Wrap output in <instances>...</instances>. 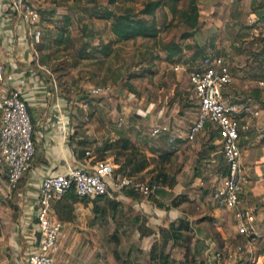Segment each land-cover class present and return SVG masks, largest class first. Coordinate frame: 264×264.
<instances>
[{"label": "crops", "instance_id": "crops-1", "mask_svg": "<svg viewBox=\"0 0 264 264\" xmlns=\"http://www.w3.org/2000/svg\"><path fill=\"white\" fill-rule=\"evenodd\" d=\"M108 1L102 4L96 1L84 4L67 1L66 7L73 9L79 6L87 20L98 22L89 10L111 9V5L117 4L116 0L112 4ZM18 2L0 0V97L18 92L27 109L36 150L28 172L14 191H8L5 169L0 166V210L13 205L10 209L17 233L14 236L16 242L0 237V264H28V254L36 247L34 215L40 180L86 163V160L75 156V146L69 138L71 118L67 111L68 103L61 95L55 75L48 65L41 63L42 52L35 49L37 44L32 43L26 25L19 19L16 9ZM39 4L42 5V2L36 1V6ZM195 5L197 22L201 26L193 36L196 46L203 49L208 41L203 56L222 57L229 69L231 81L222 93L223 101L239 106L248 105L258 111L256 118L239 117V123H248L249 128L239 133L238 140L248 184L239 194L237 207L249 211L254 220L248 225L250 234L241 236L237 233L232 211L214 205L211 195L226 174L216 129L206 124L195 137L193 148L188 149L185 139L188 127L185 132L175 133L163 124L169 132L157 137H150L149 132L141 136L150 147L147 152L144 151L149 165L137 177L148 182L157 172H161L167 178L150 195L151 199L122 191L112 193V200L102 197L96 202L100 209H108V201L115 203L113 209L99 210L98 214L103 215L107 211L109 215L111 212L109 217L112 220V213L119 209L131 220L127 230L130 236L124 245L125 264H201L213 251H230L236 246L242 248V253L226 264H249L250 259L264 252V79H248L250 74L246 77L247 72L243 69L239 71L241 68L237 71L229 60L230 57L247 59V64L255 72L264 73V0H195ZM39 9H42L41 6ZM160 16L169 22L172 20L167 5L154 11L155 19ZM252 18L250 25L248 19ZM101 23L104 25V22ZM97 34L100 41L106 37L108 41L113 40L109 32L105 36ZM191 53L185 54L190 56ZM238 72L247 80L238 78ZM67 84L64 87H69ZM188 88L190 90L189 85ZM193 100L196 105L194 97ZM218 154L219 159L215 162ZM153 158L165 162L155 169ZM109 162L115 169L118 168L116 163ZM221 168L225 172H218ZM89 207L88 204L84 209L77 208L79 219H90L92 215V218L99 217L92 214ZM114 217L117 219L120 216L115 214ZM1 218V222L7 224L6 217ZM181 220L187 228L180 230L182 236L179 240H173L169 225ZM67 227H61L55 264H116L112 256L106 257L104 262L73 260L72 253L66 254L73 250L67 245L65 247ZM158 229L161 230L159 236ZM27 230L31 231L27 239L30 241L22 242L21 237Z\"/></svg>", "mask_w": 264, "mask_h": 264}, {"label": "rangeland", "instance_id": "rangeland-1", "mask_svg": "<svg viewBox=\"0 0 264 264\" xmlns=\"http://www.w3.org/2000/svg\"><path fill=\"white\" fill-rule=\"evenodd\" d=\"M36 1L42 2V5H37L41 28L39 41L41 44L38 52H42L44 64L49 68L59 69L56 76L64 74L57 79L61 95L68 103L67 111L71 118L70 143L76 150L82 149L87 152L88 155L84 154V161L104 159L113 161L119 167L125 157L131 159L133 164H127L126 168V171L131 174L128 176L122 174V176L142 181V178H138L137 174L131 171L134 167L142 165L143 168L139 173L141 174L149 165L144 158V151L147 152L150 147L141 136L150 132L156 124L168 125L170 131L175 133L185 132L196 114V105L188 88L185 73L172 71L174 64H179L183 68L186 65H196L205 53L204 47L208 45L206 40L203 49L196 46V41L193 40L195 31H189L185 39L181 38L184 33H187V28L180 20L178 11L186 8L188 0H178L174 3L176 12L174 16H171L170 22L162 19L161 16L157 19L154 17L155 40L135 39L122 43H116L114 39L108 41L107 37L100 41L97 33L107 35L110 21L104 25L102 21L100 23L89 21L81 7L68 9L67 0ZM95 1L102 4L105 0ZM116 1L117 4L110 7L118 12L122 11L126 5L139 9L145 0ZM40 6L42 9H39ZM92 10L89 12L91 13ZM65 19L68 20L65 21ZM144 19L149 20L148 17ZM198 28H201L199 23L196 30ZM58 40L61 41L58 42ZM107 44L109 45L105 48V53L94 50L95 48L103 50ZM171 49H173L172 52H170ZM185 53H191V55L186 56ZM46 55H50L49 60L45 59ZM229 60L237 71L241 68L239 71L243 69L247 72L246 77L250 74L248 79L257 77L264 79V73L255 72L247 64V59L230 57ZM241 65L244 67L242 68ZM238 78L247 80L241 72H238ZM67 82L69 87H64L62 84ZM99 86H108L109 94L85 98L87 89ZM118 118L122 119V125L119 127L116 126ZM122 140L127 142L124 150L121 149ZM219 155L215 156V162L219 159ZM153 160L155 162L152 165L155 169H159L158 167L165 162L155 158ZM0 166L4 167L1 160ZM218 172L222 173L225 170L221 168ZM221 183L222 181L213 193L221 186ZM97 203L87 201L76 204L72 220L61 223L62 226H68L65 247L67 245L73 249L66 254L72 253V258L76 262L84 260L104 262L106 257L112 256L116 264H125L124 245L130 236L127 230L131 220L126 218L125 213L119 209L112 213L113 216L115 214L120 216L117 219L113 216L112 220L110 219L111 212L108 215L107 208H104L107 210L103 213L105 216L98 214L99 212L93 211ZM88 204L92 214H97L99 217L92 218V215L90 219H79L77 208L84 209ZM102 205L104 206V202ZM214 205L223 209L215 202ZM12 207L11 204L8 206L9 209L0 210V237L4 236L6 240L15 241L14 236L17 233ZM1 217H6L7 224L1 222L3 219ZM160 232L161 230L158 229V236ZM30 233L31 231L27 230L22 235V242L30 241L27 240ZM24 237H26L25 240ZM59 238L60 235L58 240ZM137 257L141 258L140 255Z\"/></svg>", "mask_w": 264, "mask_h": 264}, {"label": "built area", "instance_id": "built-area-1", "mask_svg": "<svg viewBox=\"0 0 264 264\" xmlns=\"http://www.w3.org/2000/svg\"><path fill=\"white\" fill-rule=\"evenodd\" d=\"M35 2L36 0H19L16 9L19 11V19L28 29L32 43L38 44L41 28ZM252 23L253 18L248 19V24ZM172 71L185 73L196 101V114L185 135L187 147L193 148L195 137L203 131L206 124L216 129L226 174L221 186L213 193L212 200L219 207L232 211L237 233L247 237L250 234L248 225L252 224L254 218L249 211L237 207L239 194L248 184L241 163L238 140L239 133L246 132L249 125L239 123V117L256 118L258 111L248 105L239 106L223 101L222 93L230 83L231 77L222 57L205 56L196 65H186L185 68L174 64ZM109 92L108 86L91 87L86 91V98L106 96ZM121 125L122 119L118 118L116 126ZM167 132V127L156 125L150 130L149 136L157 137ZM35 150L30 119L18 92H10L0 97V160L5 168L8 191H14L28 172ZM114 171L115 167L107 160L88 159L82 167L67 168L63 173L44 176L40 180L34 215L36 247L28 254V264H54L59 250L58 237L62 225L55 218L51 205L69 190L72 189L74 195L80 199L105 197L112 200V193L122 191H131L146 199L157 188L156 184L147 181L117 177ZM241 253L242 248L239 246L230 251H213L201 264H226ZM249 264H264V252L259 257L250 259Z\"/></svg>", "mask_w": 264, "mask_h": 264}, {"label": "trees", "instance_id": "trees-1", "mask_svg": "<svg viewBox=\"0 0 264 264\" xmlns=\"http://www.w3.org/2000/svg\"><path fill=\"white\" fill-rule=\"evenodd\" d=\"M71 1L73 3H79V4H84V3H95V0H67ZM114 0L108 1L109 4H112ZM166 1L165 3L162 0H145L139 9H134L130 5L126 6H121L122 11H113L111 9H108L107 7L101 8V9H93L91 12V15L93 18L102 21L104 23L109 24V33L112 35L114 42L116 43H122V42H127L130 40H135V39H142V40H155L156 39V28H155V22H154V11L157 8H160L162 5H167V8L169 12L171 13V16L175 15L176 8L174 6V3L178 0H164ZM180 1V0H179ZM178 16L180 20L183 21V25L186 26V31L187 33H184L181 38L185 39L186 36H188L189 31H196V27L198 26L197 22V9L195 5V0H188L187 6L185 9L178 11ZM144 17H148V19H144ZM68 19H65L67 21ZM61 40H58L60 42ZM41 44V43H40ZM40 44L38 43L35 45V49L38 51ZM107 44L103 50L99 49H94L95 51H99L102 53H105L106 49L108 48ZM173 49H171L170 52H172ZM205 56H202V58ZM170 58V56H169ZM201 58V59H202ZM46 60L50 59V55L45 56ZM171 59V58H170ZM41 63H44V58L40 60ZM51 70V73L55 75L56 83L58 86V79L64 74H58L56 76V73L59 72L58 68H49ZM63 86L65 85L64 83L62 84ZM60 88V86H59ZM86 98V97H85ZM121 149H125L127 146V142L125 140L121 141ZM75 156L78 159H83L84 154L87 152L82 151L80 149L79 151L75 149L74 151ZM97 160H104V159H97ZM127 164H133V161L127 157L124 158V162L121 163V165L115 169L114 175L117 177H122V174L125 176H128V173L126 171ZM140 168V169H139ZM142 165L140 167H134L131 171L134 174H138L140 170L142 169ZM127 172V174H124ZM166 175L159 172L156 173L154 177H152L148 182L151 184H156L157 186L159 184H162L166 180ZM135 180V179H133ZM137 181V180H136ZM148 199H151V196L147 197ZM101 200L100 198H95L93 200H88V199H80L77 198L73 190H69L67 193H65L62 197H60L58 200L54 201L51 205V210L55 216V218L60 222V223H66L70 222L73 218V211H74V206L78 203H84L87 201H91L92 203H95L97 201ZM115 203L108 201V209H113V205ZM158 207H160V204L156 203ZM103 211L104 209H100L97 205L93 207V211ZM175 228L174 229V227ZM170 231L171 232V238L173 240H179L180 237L182 236L180 233V230L186 229V223L184 221H177L176 223H171L169 225Z\"/></svg>", "mask_w": 264, "mask_h": 264}]
</instances>
